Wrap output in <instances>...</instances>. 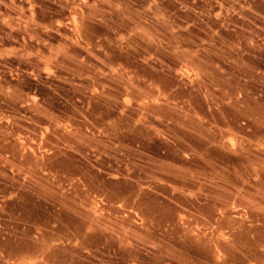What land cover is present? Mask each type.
I'll use <instances>...</instances> for the list:
<instances>
[{
  "label": "rangeland",
  "instance_id": "rangeland-1",
  "mask_svg": "<svg viewBox=\"0 0 264 264\" xmlns=\"http://www.w3.org/2000/svg\"><path fill=\"white\" fill-rule=\"evenodd\" d=\"M0 264H264V0H0Z\"/></svg>",
  "mask_w": 264,
  "mask_h": 264
},
{
  "label": "bare ground",
  "instance_id": "bare-ground-1",
  "mask_svg": "<svg viewBox=\"0 0 264 264\" xmlns=\"http://www.w3.org/2000/svg\"><path fill=\"white\" fill-rule=\"evenodd\" d=\"M21 148H22L23 151L25 150V147H24V146H22ZM92 208L95 209V208H96V204H93V205H92Z\"/></svg>",
  "mask_w": 264,
  "mask_h": 264
}]
</instances>
